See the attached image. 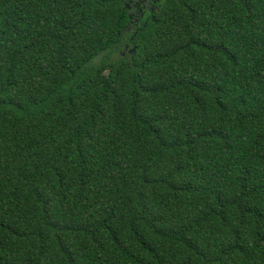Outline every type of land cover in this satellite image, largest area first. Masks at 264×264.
I'll list each match as a JSON object with an SVG mask.
<instances>
[{
    "label": "trees",
    "instance_id": "obj_1",
    "mask_svg": "<svg viewBox=\"0 0 264 264\" xmlns=\"http://www.w3.org/2000/svg\"><path fill=\"white\" fill-rule=\"evenodd\" d=\"M0 264H264V0H0Z\"/></svg>",
    "mask_w": 264,
    "mask_h": 264
},
{
    "label": "rangeland",
    "instance_id": "obj_2",
    "mask_svg": "<svg viewBox=\"0 0 264 264\" xmlns=\"http://www.w3.org/2000/svg\"><path fill=\"white\" fill-rule=\"evenodd\" d=\"M160 9V8H159Z\"/></svg>",
    "mask_w": 264,
    "mask_h": 264
}]
</instances>
